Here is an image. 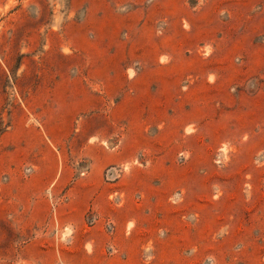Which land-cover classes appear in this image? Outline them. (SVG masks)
Returning a JSON list of instances; mask_svg holds the SVG:
<instances>
[{"label":"rangeland","instance_id":"374dc122","mask_svg":"<svg viewBox=\"0 0 264 264\" xmlns=\"http://www.w3.org/2000/svg\"><path fill=\"white\" fill-rule=\"evenodd\" d=\"M159 50V63L179 70L181 94L197 101L196 124L181 130L179 142L187 144L184 135L201 134L202 142L212 143L210 158H203L209 180L183 184L168 198L170 205H183L189 193L185 186L194 187L197 198L181 218V225L193 229L189 246L172 248L165 231V246L139 241L134 253L114 242L117 226L108 227L113 219L91 207L86 228L103 226L109 236L99 255L92 243L84 245L77 228L62 225L58 209L68 201L65 191L62 200L41 209L38 222H30L17 203L25 199L18 194L19 181L38 169L15 167L11 146L2 142L4 132L12 130L13 115L25 127L36 122L28 97L41 81L68 74L81 78L93 65L102 70L121 59L137 69L139 56L151 63ZM137 73L129 71L130 77ZM79 121L62 124L67 159L76 157ZM70 128L73 134L67 135ZM163 132V142L172 144L176 129L171 125ZM154 158L140 153L129 163L108 167L103 178L118 182L149 169ZM189 159L190 154L180 153L176 163ZM111 168L119 172L113 179L107 176ZM67 170L75 179L90 166L80 160ZM50 176L47 169L45 177ZM125 199L120 192L109 197L118 208ZM134 228L128 225V237ZM0 264H264V0H0Z\"/></svg>","mask_w":264,"mask_h":264},{"label":"crops","instance_id":"0c3cea01","mask_svg":"<svg viewBox=\"0 0 264 264\" xmlns=\"http://www.w3.org/2000/svg\"><path fill=\"white\" fill-rule=\"evenodd\" d=\"M162 55L159 50L151 63L139 56L137 69L121 59L119 63L103 66L102 70L93 65L88 76L82 73L81 78L72 79L68 74L50 83L41 81L34 87L28 100L36 122L25 127L24 122L15 120L13 115L12 130L2 135V142L12 148L15 167L30 165L38 169L29 180L19 181L18 194H24L25 199L17 203L26 209L30 222H38L42 217L41 209L47 208L50 202L62 200L61 194L65 191L68 201L61 203L58 209L62 225L77 228L84 245L92 243L99 255L109 236L103 226L86 228V216L91 207L96 208L101 217L113 219L117 226L114 242L134 253L139 241L145 244L156 240L158 248L165 246L161 239L165 231L169 232L165 241L170 242L172 248L178 249L181 244L189 246L193 229L181 225V218L189 215L197 198L194 187L185 186L189 193L183 205H170L168 198L183 184L203 182L205 185L209 180L205 169L209 165L204 164L203 158L210 152L212 143L202 142L201 134L184 135L187 144L179 142L181 130L195 123L197 101L193 96L181 94L180 72L174 64H160ZM130 70L138 73L130 77ZM193 72L192 68L187 70V74ZM53 102L57 107L52 108ZM89 113L91 119L86 118ZM53 120L59 122L53 123ZM65 120L70 121L71 126L75 120H80L76 126L74 160L66 158L65 147L61 146ZM166 122L165 129L172 125L177 131L172 144L163 142L165 129L162 128ZM122 126V140L116 144L115 136ZM149 127L153 129L151 132ZM72 134L70 128L67 135ZM220 141L221 138L219 141L213 138L216 144ZM104 143L117 146L108 148ZM145 152L155 157L149 169L135 170L131 176L115 183L104 180L103 173L108 167L129 163ZM180 153L190 154L191 159L178 165L176 158ZM80 160L89 163L90 171L73 179L67 169ZM47 169L51 170L49 178L45 177ZM200 171H205L206 175ZM114 192L126 195L120 208L109 200ZM130 223L135 230L128 237Z\"/></svg>","mask_w":264,"mask_h":264},{"label":"built area","instance_id":"2783aa9c","mask_svg":"<svg viewBox=\"0 0 264 264\" xmlns=\"http://www.w3.org/2000/svg\"><path fill=\"white\" fill-rule=\"evenodd\" d=\"M117 173H119L118 170H117V168H111V169L108 171L107 176H108L109 178L113 179V177H115V175H116ZM116 178H117V177H116ZM108 227H109L110 229L114 230V228H115V224H114V222L110 221V222L108 223Z\"/></svg>","mask_w":264,"mask_h":264}]
</instances>
